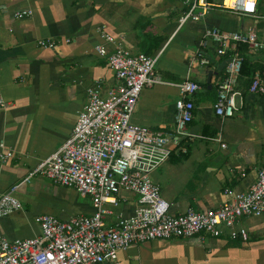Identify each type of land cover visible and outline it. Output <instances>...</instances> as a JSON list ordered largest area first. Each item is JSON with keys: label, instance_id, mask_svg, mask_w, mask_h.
Wrapping results in <instances>:
<instances>
[{"label": "crops", "instance_id": "crops-1", "mask_svg": "<svg viewBox=\"0 0 264 264\" xmlns=\"http://www.w3.org/2000/svg\"><path fill=\"white\" fill-rule=\"evenodd\" d=\"M195 1L0 0V97L9 104L0 109V152L13 153L0 162V198L19 185L15 196L23 203L22 210L0 219L3 237L13 241L39 236L40 215L65 221L93 214L90 196L42 174L24 180L72 134L88 103L89 88L98 86L104 98L117 84L108 62L117 47L132 56L154 57L162 52L156 71L169 84L143 90L133 115L136 124L173 134L177 84L188 78L200 86L193 96L188 136L172 145L169 160L151 174L171 204V214L189 207L216 210L250 192L264 169V94L249 90L255 74L264 82V52L249 47L244 51L246 66L237 86L242 93L239 108L232 117L221 118L214 104L225 72H214L223 57L216 54L215 43L209 41L204 47L199 43L205 30L213 27L248 32L256 26L262 36L264 10L258 0L257 17L211 7L200 21L189 19L180 26ZM29 10L32 15L17 17ZM48 41L56 46L41 45ZM99 46L107 49V56L99 55ZM199 48L213 60L210 66L193 63ZM138 204V194L121 192L106 225L114 226L117 216L131 217ZM235 227L246 229V241L233 239L224 228L218 238L205 234L133 244L120 251L115 262L105 264H264V214L242 217Z\"/></svg>", "mask_w": 264, "mask_h": 264}, {"label": "built area", "instance_id": "built-area-1", "mask_svg": "<svg viewBox=\"0 0 264 264\" xmlns=\"http://www.w3.org/2000/svg\"><path fill=\"white\" fill-rule=\"evenodd\" d=\"M220 8L238 16L257 17V0H222L210 4L196 0L189 12L180 20V26L189 19L200 21L208 10ZM200 9L199 12H196ZM32 15V11L17 13V17ZM262 36L256 29L248 32L223 31L213 27L205 30L199 46L209 41L216 44V54L231 61L224 68V77L218 85L215 113L221 118L232 117L239 108L242 93L237 88L243 66L239 46L264 52ZM107 41L113 38L104 34ZM41 45L54 48L48 41ZM97 52L107 56V49L99 46ZM162 52L157 56L138 55L117 47L108 57L115 72L117 84L107 97H101L99 87L89 88V100L79 113L72 134L46 160L39 163L24 180L42 174L53 183L75 189L82 196H90L92 215L62 221L52 215H40L36 221L41 234L34 238L8 240L0 234V264H105L115 262L120 251L133 244L157 239H186L209 235L214 238L229 229L230 236L246 241L244 228H236L242 217H260L264 214V169L250 192L238 194L232 201L216 210L199 212L189 207L179 215L171 214V204L161 195L160 187L153 183L151 174L166 163L172 145H178L188 136V125L193 120V96L200 86L188 78L177 84L179 98L175 103V130L165 134L136 124L133 115L138 100L146 88L169 84L162 80L156 67ZM210 66L212 61L201 49L193 63ZM250 92L264 94V82L255 74ZM8 102L0 97V109ZM225 146V145H223ZM13 157L11 151L0 152V162ZM19 185L0 198V219L23 209L15 192ZM123 191L139 195L138 207L131 217L117 216L114 226L106 225V218L114 214L111 205H118Z\"/></svg>", "mask_w": 264, "mask_h": 264}, {"label": "water", "instance_id": "water-1", "mask_svg": "<svg viewBox=\"0 0 264 264\" xmlns=\"http://www.w3.org/2000/svg\"><path fill=\"white\" fill-rule=\"evenodd\" d=\"M208 58L211 59V57H208ZM211 61L213 62V60H211ZM230 61H231L230 59H227V60L223 61L222 63L218 64L217 71L214 72V74H218V72H221L225 68L226 64ZM211 76H212V73L209 74L208 81L211 80Z\"/></svg>", "mask_w": 264, "mask_h": 264}, {"label": "trees", "instance_id": "trees-1", "mask_svg": "<svg viewBox=\"0 0 264 264\" xmlns=\"http://www.w3.org/2000/svg\"><path fill=\"white\" fill-rule=\"evenodd\" d=\"M247 49V46H239V49H238V54L239 56H242L244 54V51ZM226 60V58H223L222 61ZM246 66V60L243 58V66H242V71H241V74L242 72H244V67ZM224 73V70L222 72H220V74H223ZM253 79V78H252Z\"/></svg>", "mask_w": 264, "mask_h": 264}, {"label": "rangeland", "instance_id": "rangeland-1", "mask_svg": "<svg viewBox=\"0 0 264 264\" xmlns=\"http://www.w3.org/2000/svg\"><path fill=\"white\" fill-rule=\"evenodd\" d=\"M218 1L222 2V0H218ZM258 1H259V4L262 6V10H264V0H258Z\"/></svg>", "mask_w": 264, "mask_h": 264}]
</instances>
